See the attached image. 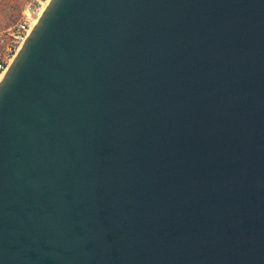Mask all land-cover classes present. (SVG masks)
Returning <instances> with one entry per match:
<instances>
[{"label":"water","instance_id":"95a60500","mask_svg":"<svg viewBox=\"0 0 264 264\" xmlns=\"http://www.w3.org/2000/svg\"><path fill=\"white\" fill-rule=\"evenodd\" d=\"M0 264H264V0H51L0 82Z\"/></svg>","mask_w":264,"mask_h":264},{"label":"built area","instance_id":"2783aa9c","mask_svg":"<svg viewBox=\"0 0 264 264\" xmlns=\"http://www.w3.org/2000/svg\"><path fill=\"white\" fill-rule=\"evenodd\" d=\"M51 0H34L24 18L0 33V82Z\"/></svg>","mask_w":264,"mask_h":264},{"label":"rangeland","instance_id":"374dc122","mask_svg":"<svg viewBox=\"0 0 264 264\" xmlns=\"http://www.w3.org/2000/svg\"><path fill=\"white\" fill-rule=\"evenodd\" d=\"M34 0H0V33L24 18V12Z\"/></svg>","mask_w":264,"mask_h":264}]
</instances>
